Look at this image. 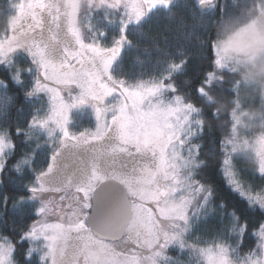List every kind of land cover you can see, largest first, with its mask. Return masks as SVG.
<instances>
[{"label": "snow or ice", "instance_id": "6c2138e0", "mask_svg": "<svg viewBox=\"0 0 264 264\" xmlns=\"http://www.w3.org/2000/svg\"><path fill=\"white\" fill-rule=\"evenodd\" d=\"M173 8L208 33L200 52L207 67L197 66L185 92L175 79L188 54L158 77L125 78L129 34L144 35L162 10L174 18ZM13 10L0 34V177L32 172L30 195L17 203L38 198L40 219L0 234V264H185L181 256L192 253L198 264H264V111H251L264 94H242L258 73L264 81V0H26ZM53 81L69 87L68 102ZM11 86L30 106L50 94L47 110L32 107L14 131L4 122L16 99ZM89 101L97 121H111L71 132L70 110ZM257 128L254 141L245 138ZM37 134L51 143L41 167L40 145L28 148ZM74 149L80 166L69 168L65 153ZM214 175L231 199L220 196ZM44 193L61 195L53 206Z\"/></svg>", "mask_w": 264, "mask_h": 264}, {"label": "trees", "instance_id": "16d2710c", "mask_svg": "<svg viewBox=\"0 0 264 264\" xmlns=\"http://www.w3.org/2000/svg\"><path fill=\"white\" fill-rule=\"evenodd\" d=\"M182 4L185 0H179ZM191 3V0H187ZM9 0H0V34L4 31V27L7 25L10 19L11 6H9ZM175 13L174 18L169 19L167 14L162 10L161 13L155 18L151 24L145 25L142 29L144 35L129 34L128 39L135 47L128 49L125 48L122 61V68L125 73H128V78L134 82L135 79L149 80L153 77H158L164 72V69L168 66V63L173 60L179 62L184 54H188L190 57L188 61L187 70L183 74H178L175 79L176 85L182 92L189 90V85L184 82L193 79L196 76L197 66L207 67L205 62L201 65L200 52L201 41L208 38V33L202 27L197 26L198 21L193 20L192 17L183 8H173ZM205 19H207L205 17ZM214 39V33L211 36ZM207 55V52H205ZM21 66L24 68L29 67L24 61H21ZM0 75H4L0 72ZM27 77V74H24ZM9 95L14 96L15 103L8 109L7 116L4 118V122L12 126L13 131L17 124L23 126L27 119L32 114V107H44L45 102L35 98L34 105L30 106L29 101L24 97L23 89L17 86H11L9 89ZM82 121H87L86 115L74 118L75 125L80 126ZM259 129H254L250 136L246 138H253L259 134ZM38 141V140H37ZM35 141V143H37ZM19 144V142H17ZM32 142L31 144H34ZM28 146V148H35V146ZM206 150L211 149L213 146L210 142L206 141ZM21 145L17 148L15 156L10 161L14 164L19 159ZM25 148V151L28 150ZM41 148V147H40ZM48 151L46 149H39L36 156V167H41L42 162L46 159ZM30 170L25 171L23 175L12 171L5 172L2 176V183H0V234L4 236H14L13 229L18 231L25 224H31L33 220H38V215H35L34 207L29 202L24 201L18 208L17 201L19 200L18 194L24 190L23 197H27L28 188L26 185L31 179ZM213 179L216 181L219 188L220 196L231 199L227 189L223 188L222 182L219 176L214 175ZM7 197L5 201L3 198ZM14 205V208L12 207ZM197 235L204 236L205 239H210L206 232L202 230ZM195 243V241H193ZM204 245V244H201ZM200 245V246H201ZM244 251H247L245 249ZM187 255V254H186ZM185 258L186 256H181Z\"/></svg>", "mask_w": 264, "mask_h": 264}, {"label": "rangeland", "instance_id": "374dc122", "mask_svg": "<svg viewBox=\"0 0 264 264\" xmlns=\"http://www.w3.org/2000/svg\"><path fill=\"white\" fill-rule=\"evenodd\" d=\"M23 2H26V0H9V4H10L9 6H11L10 19H9L7 25L4 27V29L6 27L10 26L11 18L18 14V10H13L14 6L18 5L19 3H23ZM92 22L95 23V21H92ZM86 23H87L86 21H82L80 18H78L77 24L81 28L82 31L85 29ZM1 34H3L2 31H1ZM9 34H11V33L9 32ZM0 76H2V75H0ZM3 76H6V74L4 73ZM49 86L53 87V88H59L61 96L64 98L65 102L69 101V87H66L64 85H57L54 81L53 82H49ZM70 87H71V98H72V100H75V98L80 93V89L77 86H75V85H72ZM37 99H39V97H37ZM39 100H41V99H39ZM42 100H43V102H45L44 109L47 110V103L50 102V94L44 93ZM106 102L109 105H111L113 103L111 97L107 98ZM3 103H5V101L0 99V104H3ZM83 114L87 116L88 120L87 121H82L81 120L80 126L77 127V123L75 125L74 118L82 116ZM41 115H43V113H41ZM105 119H107L110 122L111 121V115L110 114H106L105 116L101 117L100 121H97L96 115H95V110H94V108L92 106V102L89 101V102H87V103H85L83 105L76 106V107H74L73 109L70 110V120H69L70 131L73 132V133H77V134L79 132H81V131H84V130L95 131L97 123H101L102 124ZM259 134H257L255 137L251 138V140L254 141L256 139V137L259 136ZM37 135L39 136L38 141H37V139H34L32 141L34 143H35V141H37V143H35V145L31 144L30 147H32V146L36 147V145L39 144L40 147H41V148L39 147V149H46L48 151V154H49L50 148H51V143L49 142L48 144H45V140L47 139V137L46 136H40L39 134H37ZM245 138H246V136H245ZM247 139H249V138H247ZM17 142H19V141H17ZM80 151H81L80 149H74V150H72L69 153H65V162L68 164L69 168H73L74 166H80V164H79V161L81 159ZM17 159H18V157H17ZM9 165H11V161L10 160H9ZM6 172H8V171H6ZM30 177H31V179H29V180H32L33 179V174H30ZM1 179H2V177H0V180ZM24 188L25 187H23V190H24ZM23 190L20 191V193L18 194L19 198L23 197V195H24ZM27 193L30 195L29 191H27ZM60 195H61V193H44L43 197L45 199H51L52 202H53V206H54L55 203L58 201V198H59ZM27 202H29L27 205L31 204L34 207V210H35L36 207L39 206L38 205V198L35 199V200H27ZM20 205L21 204L18 203V205H16V207L18 208ZM12 207L14 208V205H12ZM146 207L153 208V211H155L154 206L151 205V204H147ZM37 219H40L39 215H38ZM54 221H55V217H53L49 222H54ZM193 241L194 240H190L189 243H194ZM205 246L206 245H201V246L199 245V247H205ZM148 254L149 253L146 252V251L143 252V255H145V256H147ZM166 254L169 255V256H172V257H175L177 255V253L175 251L171 250V249L168 250V252ZM185 256H186L185 258L181 257V259L185 262V264H198V262L200 260V257H198L195 253L187 254Z\"/></svg>", "mask_w": 264, "mask_h": 264}, {"label": "clouds", "instance_id": "9594fccd", "mask_svg": "<svg viewBox=\"0 0 264 264\" xmlns=\"http://www.w3.org/2000/svg\"><path fill=\"white\" fill-rule=\"evenodd\" d=\"M219 21H216L212 24V30L213 33L215 34V31L218 27ZM214 35V39H215ZM246 71H251V69H247ZM261 75L260 73L257 74L256 81L253 83L251 86V89H245L244 92L242 93L243 95H248L251 92H259L261 94H264V81H261ZM251 111L254 112H261L264 111V101L257 99L254 103V105L251 108Z\"/></svg>", "mask_w": 264, "mask_h": 264}, {"label": "flooded vegetation", "instance_id": "af4514ba", "mask_svg": "<svg viewBox=\"0 0 264 264\" xmlns=\"http://www.w3.org/2000/svg\"><path fill=\"white\" fill-rule=\"evenodd\" d=\"M114 34V33H113Z\"/></svg>", "mask_w": 264, "mask_h": 264}]
</instances>
